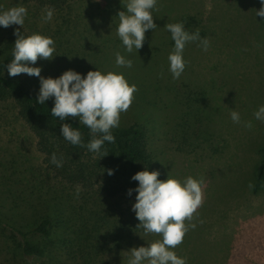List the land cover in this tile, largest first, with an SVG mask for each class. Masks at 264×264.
Instances as JSON below:
<instances>
[{
  "label": "rangeland",
  "instance_id": "1",
  "mask_svg": "<svg viewBox=\"0 0 264 264\" xmlns=\"http://www.w3.org/2000/svg\"><path fill=\"white\" fill-rule=\"evenodd\" d=\"M179 1L157 0L153 11L157 29L145 31L137 53H125L115 33L116 14L124 10L126 0H71L51 8L53 16L47 22L42 19L47 6L0 0V9L22 5L27 10L22 26L0 27V38L13 27L50 36L57 54L51 59L38 57L30 65L39 66L44 77L69 68L82 75L95 68L122 72L136 91L117 128L138 125L165 179L192 176L203 181L201 205L192 220L185 221L196 226L173 251L185 257L186 264H264V176L255 192L244 181L260 165L259 148L264 147V122L253 117L264 104V24L255 16L259 0H202L201 7L174 10ZM183 14L193 16L192 22L188 19L193 26L199 22L197 27L204 31L199 35L209 43L206 51L198 41L186 43L184 70L173 79L167 59L172 47L168 48V31L162 30ZM117 52L132 60L131 68L115 64ZM233 110L240 115L239 123L229 118ZM184 119L186 128H180ZM75 189L47 167L14 101L0 100V211L7 220L22 224L49 207L61 206L67 224L74 223L71 216L76 223L98 229L94 241L111 230L129 233L130 242L120 247L103 243L100 257L110 264L119 258L127 262L130 248L160 239L137 226L132 196H105L80 188L77 196ZM81 217L85 219L80 221ZM119 221L127 222L122 230L114 227ZM54 230L55 239L57 233L66 234L59 227ZM20 244V235L1 223L0 264H28ZM55 253L62 254L58 249ZM51 264L75 261L68 253Z\"/></svg>",
  "mask_w": 264,
  "mask_h": 264
},
{
  "label": "clouds",
  "instance_id": "2",
  "mask_svg": "<svg viewBox=\"0 0 264 264\" xmlns=\"http://www.w3.org/2000/svg\"><path fill=\"white\" fill-rule=\"evenodd\" d=\"M156 4L157 0H126L124 10L117 12L115 33L125 53H137L142 46L145 31L156 28L153 22ZM259 4L255 16L264 20V0H259ZM26 14L27 10L22 5L0 9V27L7 28L13 23L22 26ZM52 16L53 10L47 8L42 19L47 22ZM164 27L173 41L172 50L167 57L168 71L173 79H177L186 63L183 58L185 44L198 41L201 49L206 51L209 42L207 38L200 37L199 29L187 31L182 21L167 23ZM14 35L12 58L6 65L8 75L23 73L37 77L39 88L36 103L44 104L48 98H52L50 115L62 122L60 136L72 145H80L89 152L98 153L99 157L107 154L102 145L114 142L111 129L119 126L120 114L126 112L132 103L135 84L127 82L122 72L101 71L97 68L88 70L83 75L69 68L55 77L41 76L39 66L30 65L38 57L51 59L57 54L54 40L35 32L22 35L14 30ZM115 64L131 68L132 60L117 52ZM67 117L76 118L79 124L89 130L91 138L86 144L82 141L79 129L63 122ZM253 117L264 122V104L258 105ZM229 118L234 123L240 122L237 111H230ZM244 126L250 127V124L245 122ZM49 161L57 168L62 166V157L58 159L56 153L50 155ZM107 173L111 175L112 170L107 169ZM158 175L157 170L144 167L130 176V180L137 183L134 188H128L126 194L132 195L135 192L131 210L138 220L137 226L142 228L145 235L158 234L160 239L130 248L127 264H186V258L176 255L173 249L182 242L189 228L196 226L193 223L186 224L185 221H191L193 213L201 205L203 181L192 176L177 179L170 175L161 180ZM248 187L251 189L253 185L249 183ZM79 191L77 186V196Z\"/></svg>",
  "mask_w": 264,
  "mask_h": 264
},
{
  "label": "trees",
  "instance_id": "3",
  "mask_svg": "<svg viewBox=\"0 0 264 264\" xmlns=\"http://www.w3.org/2000/svg\"><path fill=\"white\" fill-rule=\"evenodd\" d=\"M21 1H34L40 6L57 9L71 0ZM187 2V10H190L192 7L202 6V0L200 4L193 3L192 0H187ZM186 8L183 10H186ZM188 19H191L192 22L194 18L193 16L183 14L175 19V22L182 21L184 28L189 32L199 28V34H204L203 29L197 27L199 24L198 21H195L196 25L193 26ZM262 23L264 24V20H262ZM161 29L162 27L158 29L160 33ZM14 30L22 35L30 34L20 28L13 27L8 29L5 35L0 38V100L12 99L14 101L18 115L35 135L37 148L44 155V161L48 168L69 186H79L83 191L90 190L96 194L105 196L126 194V190L128 188H134L137 183L136 181L130 180V176L144 167H147L148 170H157L159 173L158 179H165L164 175L154 163L152 154L147 150L145 137L137 124L111 129L112 135L115 138L114 142H105L102 145V149L108 153L101 157H99L98 153L89 152L86 147L72 145L64 140L60 136L59 131L62 122L50 115V108L53 103L52 98H48L44 104L36 103L35 98L39 88L38 78L23 73L16 76H9L7 73L6 65L12 58V43L15 40ZM162 31L165 33L166 29L164 28ZM165 36L168 37V48L173 47L170 33L168 32ZM194 92L197 91L194 90ZM199 99L197 98L196 100ZM181 102L182 99L180 98L179 106L185 111L186 104ZM184 121L185 119L178 124L179 127L186 128ZM63 122L70 123L71 127L80 130L84 144L91 138L89 130L83 124H79L76 118L67 117ZM259 150L262 153V161L255 169L253 176L251 174L249 181L248 177L244 180L246 183H250L253 179V187L251 189L254 192L257 191L264 176V147L259 148ZM52 153H56L58 159L62 157L61 167L57 168L54 164L50 163L49 157ZM107 169L112 170L111 175H108ZM130 196L134 198L135 192ZM50 209L51 212H48ZM63 213L61 206L60 208H54L52 206L39 214L37 218L30 217V221L28 222L14 224L11 220H7L5 214L0 211V224L4 223L20 235L21 252L24 256L28 257L26 260L28 264L57 263L62 254L68 253L73 255L75 264H110L100 257L103 243L110 241L112 245L114 243L115 247H120L130 242L127 240L130 237L129 233L125 231L115 232L114 230L100 234V240L94 241L98 237V229L85 225L83 222L78 221L76 223L71 216L70 219H73L74 223L69 225L64 220ZM80 219V221H83L85 218L81 217ZM119 222L120 224L114 227L122 230L127 222ZM27 226H30V228L28 229ZM55 227L61 228L66 233H57V242L53 236L56 233L54 230ZM57 249L59 252H62L61 255H56L55 251ZM125 258H128V256L125 255ZM115 264H127V262L125 259L119 258Z\"/></svg>",
  "mask_w": 264,
  "mask_h": 264
},
{
  "label": "crops",
  "instance_id": "4",
  "mask_svg": "<svg viewBox=\"0 0 264 264\" xmlns=\"http://www.w3.org/2000/svg\"><path fill=\"white\" fill-rule=\"evenodd\" d=\"M188 5V2L187 0H180L178 3H177V7L176 8H173L174 10H183L187 7Z\"/></svg>",
  "mask_w": 264,
  "mask_h": 264
}]
</instances>
